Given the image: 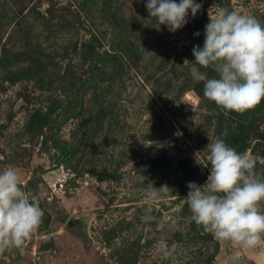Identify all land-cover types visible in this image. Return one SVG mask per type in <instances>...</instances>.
Returning <instances> with one entry per match:
<instances>
[{
    "label": "rangeland",
    "instance_id": "1",
    "mask_svg": "<svg viewBox=\"0 0 264 264\" xmlns=\"http://www.w3.org/2000/svg\"><path fill=\"white\" fill-rule=\"evenodd\" d=\"M146 2L0 0V171L14 167L44 212L0 264H225L234 252L264 264V243L216 240L184 199L188 182L206 181L217 138L258 157L264 175V115L225 112L189 72L209 16L226 7L264 22V0H195L175 32L157 29ZM107 53L122 67L99 64ZM162 244L175 245L167 259Z\"/></svg>",
    "mask_w": 264,
    "mask_h": 264
},
{
    "label": "clouds",
    "instance_id": "2",
    "mask_svg": "<svg viewBox=\"0 0 264 264\" xmlns=\"http://www.w3.org/2000/svg\"><path fill=\"white\" fill-rule=\"evenodd\" d=\"M149 18L159 29L175 32L195 17L202 5L195 0H147ZM199 36L200 33H194ZM191 79L202 83L203 96L225 112L243 114L264 100V22L253 15L220 7L204 26L203 46H194ZM76 62V61H74ZM186 59L184 63H187ZM210 70L215 75L209 76ZM209 175L203 185L188 182L185 202L191 219L218 241L244 249L264 243V175L257 173L258 157L238 152L217 138L206 145ZM171 191L165 184L146 192L155 201ZM44 212L26 190L14 167L0 171V253L24 245L43 222ZM146 220H154L146 216ZM163 227V224L160 225ZM158 251L169 258L175 245Z\"/></svg>",
    "mask_w": 264,
    "mask_h": 264
},
{
    "label": "trees",
    "instance_id": "3",
    "mask_svg": "<svg viewBox=\"0 0 264 264\" xmlns=\"http://www.w3.org/2000/svg\"><path fill=\"white\" fill-rule=\"evenodd\" d=\"M202 20V16H197V21H198V23H200V24H198V27H199V25H202L201 23L202 22H199V21H201ZM117 47L120 49V48H124L126 51L128 50V44L125 42V41H123V40H120V41H118L117 42ZM98 61V63L100 64H102V65H104V64H107V63H109V62H113L114 63V67H118V68H121L122 67V63L120 62V60L118 59V57H117V55H115L114 53H107L105 56H102L101 58H99V60H97ZM2 63H3V59H2ZM96 65V64H95ZM94 72H96L98 75H99V73L100 74H105L106 72H105V70H104V68H103V66L101 67V69H99V68H96V66L95 67H93V65H92V68H91V74L94 76ZM105 72V73H104ZM184 105V104H183ZM182 109H183V107H182ZM244 114H245V116H250V115H254V114H257V115H264V108L263 109H259V108H257V106L255 107V108H253V109H251V110H247V111H245L244 112ZM64 148H66V147H64ZM163 158V157H162ZM163 159H166V156H164V158ZM155 164H158V161L155 163ZM74 221V220H73Z\"/></svg>",
    "mask_w": 264,
    "mask_h": 264
},
{
    "label": "water",
    "instance_id": "4",
    "mask_svg": "<svg viewBox=\"0 0 264 264\" xmlns=\"http://www.w3.org/2000/svg\"><path fill=\"white\" fill-rule=\"evenodd\" d=\"M225 264H244L241 258L240 253L238 252H234L233 254H231L227 260Z\"/></svg>",
    "mask_w": 264,
    "mask_h": 264
}]
</instances>
